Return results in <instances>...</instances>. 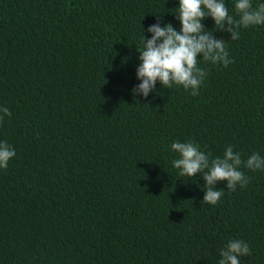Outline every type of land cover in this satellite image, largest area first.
I'll return each mask as SVG.
<instances>
[{
    "label": "trees",
    "instance_id": "trees-1",
    "mask_svg": "<svg viewBox=\"0 0 264 264\" xmlns=\"http://www.w3.org/2000/svg\"><path fill=\"white\" fill-rule=\"evenodd\" d=\"M178 5L0 0V142L16 153L0 168V264H219L231 239L252 250L240 264H264V170L241 166L250 182L235 191L218 182L213 206L170 148L264 157V24L212 32L233 62L200 59L198 95L157 81L134 98L143 35L159 15L179 31Z\"/></svg>",
    "mask_w": 264,
    "mask_h": 264
},
{
    "label": "clouds",
    "instance_id": "clouds-1",
    "mask_svg": "<svg viewBox=\"0 0 264 264\" xmlns=\"http://www.w3.org/2000/svg\"><path fill=\"white\" fill-rule=\"evenodd\" d=\"M175 16L181 25L179 31L171 23L161 26L162 15H159L157 22L147 28L151 37L143 35V47L137 49L140 63L136 67V77L140 83L131 89L134 98L137 95L147 98L156 89L157 81L164 88L182 86L191 95H198L206 77L205 70L199 67L200 59L224 67L233 62L229 58L227 42L217 39L212 32H227L231 34L230 40L239 39L242 27L264 24V4L254 9L251 0H237L234 16L224 0H179ZM208 17L214 21L212 31L202 23ZM0 112L3 113L0 122L5 116H11L8 108L0 109ZM170 148L179 157L172 161L179 176L190 178L202 174L205 181L202 201L213 206L224 194L222 189H217L218 182L226 181V188L235 191L237 185L245 188L250 182L240 170L241 166L252 171L264 170V157L259 153L254 152L243 160L241 153L234 152L232 146L225 149L223 156L214 158L211 153L201 151L193 141H172ZM15 155L11 145L0 142V168L6 169ZM219 255V264H240L239 258L251 256L252 250L243 240L231 239L219 250Z\"/></svg>",
    "mask_w": 264,
    "mask_h": 264
}]
</instances>
